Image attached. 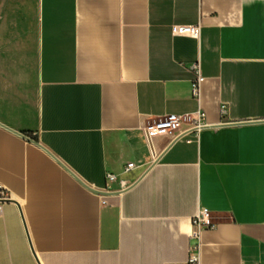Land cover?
Instances as JSON below:
<instances>
[{"label":"crops","instance_id":"obj_1","mask_svg":"<svg viewBox=\"0 0 264 264\" xmlns=\"http://www.w3.org/2000/svg\"><path fill=\"white\" fill-rule=\"evenodd\" d=\"M0 186V264H264V0H0Z\"/></svg>","mask_w":264,"mask_h":264},{"label":"built area","instance_id":"obj_2","mask_svg":"<svg viewBox=\"0 0 264 264\" xmlns=\"http://www.w3.org/2000/svg\"><path fill=\"white\" fill-rule=\"evenodd\" d=\"M173 35H186L193 38H199L201 35V26H174L172 28ZM196 80L192 83V96L199 98L201 84L204 78L200 75L199 68ZM184 124H188L189 127L182 129ZM211 126L205 121V114L202 111L192 117L169 115L164 118H160L156 121L148 123L144 128V133L149 142L159 137H166L171 142L177 141L187 135L199 133L203 130L209 129ZM135 168V164L130 163L125 169V173L131 172ZM107 180L111 185L118 184L119 189L113 190L111 187L104 190L105 193H122L126 191L130 184L126 180H119L114 174H108ZM11 200V194L9 191L0 186V217L3 215L4 205ZM192 233L191 239L195 241V244L191 247L189 258L186 264H202L201 260V238L202 234L207 230H213L216 225L212 222V218L208 211L202 210L192 220Z\"/></svg>","mask_w":264,"mask_h":264},{"label":"water","instance_id":"obj_3","mask_svg":"<svg viewBox=\"0 0 264 264\" xmlns=\"http://www.w3.org/2000/svg\"><path fill=\"white\" fill-rule=\"evenodd\" d=\"M125 192V191H124ZM98 194L100 195H103V196H111V195H117V194H121V193H114V194H111V193H105V192H97ZM123 193V192H122ZM34 253V252H33Z\"/></svg>","mask_w":264,"mask_h":264}]
</instances>
